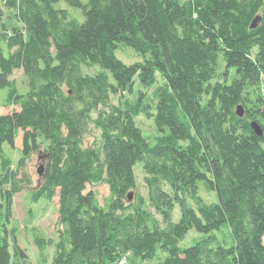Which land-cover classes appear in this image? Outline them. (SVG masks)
<instances>
[{"label":"trees","instance_id":"1","mask_svg":"<svg viewBox=\"0 0 264 264\" xmlns=\"http://www.w3.org/2000/svg\"><path fill=\"white\" fill-rule=\"evenodd\" d=\"M57 1L0 0V92L18 107L0 115V264H264V0H68L82 21ZM20 133V160L46 161L30 202L57 198L37 263L10 226L20 187L2 145Z\"/></svg>","mask_w":264,"mask_h":264},{"label":"rangeland","instance_id":"2","mask_svg":"<svg viewBox=\"0 0 264 264\" xmlns=\"http://www.w3.org/2000/svg\"><path fill=\"white\" fill-rule=\"evenodd\" d=\"M81 5H85L87 0H78ZM56 8L65 9L68 11L70 16L78 18L80 21L83 20V9L78 6H74L68 0H59L55 4ZM5 14H9L5 10ZM8 23L15 22V20L9 19L7 15ZM122 53H117L119 59L125 63L133 62L136 60L134 55L129 52L128 55H121ZM130 57V59H126ZM94 71V70H89ZM14 81L15 85L23 91L25 87V77L21 70H15L10 77ZM4 94L0 92V115L7 114L12 112V110L17 109V106H3ZM138 124L143 130L144 135L153 136L155 131L153 129V121L151 119L145 118L143 116L139 117ZM97 131L90 129L89 133L86 135L85 141L86 145L92 144L97 139ZM3 152L5 155L12 160L13 167L16 173V182H18L19 189L13 198V203L11 206V225L17 228V242L18 244L26 251L29 256L30 261L37 263L40 260L41 252L40 249L36 246L33 239V231L45 235L50 238L53 242L57 240L59 224L58 222V213H57V198H54L50 202H45L41 200L39 203H31L29 198V193L32 190H35L39 187L43 173L46 167L45 157L43 153L39 150L34 151L26 158L20 160L22 157V144H21V133L15 139L14 146H11L7 143L2 145ZM41 170L42 173L39 175L37 170ZM135 177H136V189L135 194L142 196L143 198L147 197V186L144 181V173L140 166L135 168ZM97 193L99 203L102 205L104 201L109 199V190L108 187L104 184L96 185L92 189ZM131 192L130 194H132ZM209 195L206 198L209 200L216 201L215 193ZM132 196V195H131ZM131 199V198H130ZM178 207H175L174 211V220H178ZM10 228V227H9ZM224 230V229H223ZM217 234V233H216ZM201 234L195 230H190L186 235L185 239L180 242V246L187 247L192 244L193 240L200 237ZM264 241V237H263ZM45 254L48 253V259L52 256L53 248L47 246L45 249ZM49 261V260H48ZM124 261V260H123ZM122 261L121 264H127ZM49 264V262H47Z\"/></svg>","mask_w":264,"mask_h":264},{"label":"water","instance_id":"3","mask_svg":"<svg viewBox=\"0 0 264 264\" xmlns=\"http://www.w3.org/2000/svg\"><path fill=\"white\" fill-rule=\"evenodd\" d=\"M259 21H260V19H259L258 17H256V18L252 21L251 28H255V27L258 25ZM243 113H244V110H243L242 106H238V107H237V110H236V114H237L238 116L242 117V116H243ZM251 126H252V128H253L255 134L258 135V136H261L262 131H261L259 125H258L257 123H255V122H252V123H251ZM37 173L40 175V174L42 173V171L39 169V170H37ZM128 197H129V199H130V198H131V194H129Z\"/></svg>","mask_w":264,"mask_h":264}]
</instances>
